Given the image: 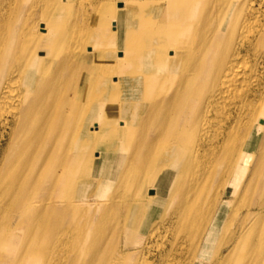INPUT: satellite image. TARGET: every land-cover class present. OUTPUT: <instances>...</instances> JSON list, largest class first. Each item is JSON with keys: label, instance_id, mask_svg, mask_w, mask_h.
<instances>
[{"label": "bare ground", "instance_id": "1", "mask_svg": "<svg viewBox=\"0 0 264 264\" xmlns=\"http://www.w3.org/2000/svg\"><path fill=\"white\" fill-rule=\"evenodd\" d=\"M185 254L264 264V0H0V264Z\"/></svg>", "mask_w": 264, "mask_h": 264}, {"label": "rangeland", "instance_id": "2", "mask_svg": "<svg viewBox=\"0 0 264 264\" xmlns=\"http://www.w3.org/2000/svg\"><path fill=\"white\" fill-rule=\"evenodd\" d=\"M115 1V3H117L118 4V2L119 1H123V0H114ZM114 27V28H113ZM112 28H111V32H112V30H114L115 31V26H113ZM249 61H251V60H249ZM4 141V142H3ZM2 141V145L4 146L5 145V141H6V139L5 140H3ZM3 146H1V147H3ZM232 187V186H231ZM233 206H235V205H233ZM241 211H243V209L241 210ZM165 245H166V247L167 248H170L169 246H170V244L167 242V243H165ZM176 256H178V257H176ZM151 257H153V258H151V260H155V257L154 256H151ZM173 257H175V259L173 258ZM180 257V258H179ZM205 257H207V258H209V256L206 254V256ZM170 259H174L173 261L171 260L170 261ZM178 259V260H177ZM178 262V263H176V262ZM207 261V260H206ZM170 262H172V263H174V264H207V262H205V261H200V260H189V257L188 256H186V254L185 255H174V256H170L168 259H166V260H163V264H170ZM180 262V263H179ZM171 263V264H172Z\"/></svg>", "mask_w": 264, "mask_h": 264}]
</instances>
